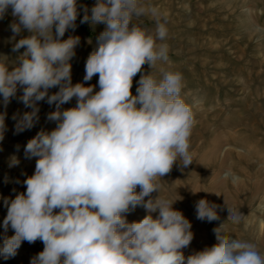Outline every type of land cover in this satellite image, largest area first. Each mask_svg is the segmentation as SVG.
I'll return each instance as SVG.
<instances>
[{
  "label": "clouds",
  "instance_id": "9594fccd",
  "mask_svg": "<svg viewBox=\"0 0 264 264\" xmlns=\"http://www.w3.org/2000/svg\"><path fill=\"white\" fill-rule=\"evenodd\" d=\"M9 7L19 21L10 25L13 33L23 28L32 35L13 47H26L19 66L9 71L0 62L3 104L22 88L20 99L31 111L17 121V132L35 126L38 102L45 99L55 105L47 119L58 123L51 132H38L24 149L26 158L38 159L34 174L24 181L26 192L4 199L3 227L15 234L5 235L0 256L15 257L23 241L40 240L43 251L30 264H264L253 243L230 238L223 224L213 229L215 245L185 256L183 249L194 237L190 221L160 194L145 201L160 193L159 178L177 161L185 168L193 162L195 120L181 95L182 73L162 68L159 78L152 72L141 75L137 94L131 91L143 65L153 69L158 61H168V45L158 43L167 37L165 23L157 19L154 33L130 26L148 11L140 0H97L90 15L85 6L81 23L106 25L85 65V82L99 76V91H94L71 81L69 60L79 38L59 39L75 27L77 0H0V18ZM151 12L158 15L155 8ZM54 87L59 90L49 94ZM73 97L76 106L62 110ZM4 119L0 113V140ZM18 162L13 156L9 166ZM137 206L148 214L130 223L125 214ZM217 207L199 200L197 219L218 220ZM228 212L227 219L239 222V214Z\"/></svg>",
  "mask_w": 264,
  "mask_h": 264
},
{
  "label": "rangeland",
  "instance_id": "374dc122",
  "mask_svg": "<svg viewBox=\"0 0 264 264\" xmlns=\"http://www.w3.org/2000/svg\"><path fill=\"white\" fill-rule=\"evenodd\" d=\"M96 2L97 0H77L78 16L75 27L68 28L59 39L63 41L69 37L79 38V43L74 48L75 54L69 60L72 84L82 83L85 87L93 86L94 91H99L98 74L90 81H84L85 65L90 53L98 47L97 37L105 30L106 25L92 24L91 21L81 23L85 15V6L90 15V10ZM140 2L148 11L145 15L134 18L130 26L136 23L154 33L157 19L165 23L167 37L158 43L168 45L169 59L167 62L158 61L153 69L148 63L143 65L142 72L133 78L132 94H137L136 88L141 75L152 72L153 76L159 78L162 68L182 73L184 86L181 95L191 106L195 120L190 142L196 134V138L193 139L195 143H190L189 149L193 158L192 164L185 168L177 161L168 174L159 178L160 193L154 191L150 197H145V201L160 194L173 201V209L182 212L189 221L201 222L195 212L196 204L199 200L205 199L218 206L216 211L219 219L212 221L216 228L223 224L222 229L230 238L238 239L239 236L241 240L250 239L264 255V249L260 248L257 238L252 239L245 233L237 235L225 230L227 225L241 223L250 228L255 224V227H258L262 225L260 222H264V152H262L264 143L261 145L255 139L256 137L263 139L264 136V111L259 110L264 107V0H140ZM153 8L157 9V16L152 15ZM18 22V18L12 15L11 7L0 18V62L4 63L9 71L21 64L20 58L26 51V47L13 51L15 43L32 35L23 28L19 34L13 33L10 25ZM53 36L55 38V27ZM58 90V87H54L49 90V94ZM22 95V88H18L16 96L6 107L0 95V113H5L3 139L0 140V247L3 245L5 235L11 237L15 234L10 226L7 232L3 227L7 215L4 199L11 200L17 194L25 193L24 181L35 172L38 158H26L24 149L38 132L41 130L51 132L58 123L47 119L48 114L55 111V105H49L45 99L38 102L39 120L35 126L17 132L15 127L17 121L25 112L31 111L20 99ZM76 103L77 100L73 97L61 106L62 110L75 107ZM253 119H257L258 122ZM236 121L239 124H236ZM247 122H250L248 123L251 124L250 127L246 125ZM258 124L263 131L257 127ZM252 127L256 129L251 132ZM242 132L245 133V138L248 137L245 141L248 145L250 141L249 147L245 148L247 145L243 142L245 138L240 137L243 135ZM216 142L218 147L215 145ZM13 156L19 162L10 167ZM140 190L139 186L135 189L137 193ZM179 197L184 202L193 200L190 204L194 202L192 211L195 210V213L186 211L187 205L181 202ZM227 207L232 209L234 214H239L240 223L227 219L229 216ZM147 214L144 207L137 206L125 216L131 223L142 220ZM152 215L156 218L158 212ZM261 234L259 231L256 236ZM215 237L211 239L216 240ZM43 248L44 244L40 240L34 243L23 241L17 255L7 260L0 256V264H30L31 258L43 251Z\"/></svg>",
  "mask_w": 264,
  "mask_h": 264
},
{
  "label": "bare ground",
  "instance_id": "6f19581e",
  "mask_svg": "<svg viewBox=\"0 0 264 264\" xmlns=\"http://www.w3.org/2000/svg\"><path fill=\"white\" fill-rule=\"evenodd\" d=\"M262 29V28H261ZM260 30V29H259ZM262 31V30H261ZM264 33V32H263ZM263 36V35H262ZM249 100H250V98H248ZM246 100V99H245ZM263 100V99H262ZM219 102V101H218ZM241 102V101H240ZM246 102H248V101H246ZM245 102V103H246ZM254 102V101H253ZM253 102H251L252 104H253ZM221 104H222V101L220 102ZM260 103V102H259ZM216 104V103H215ZM215 104H214V106H215ZM219 104V103H218ZM261 104V103H260ZM262 104H263V102H262ZM244 105V104H243ZM217 106V105H216ZM251 106V105H250ZM253 106V105H252ZM256 106H257V103H256ZM262 106V105H261ZM260 106V107H261ZM216 109H217V107H216ZM220 109V108H219ZM253 109V108H252ZM257 109H258V107H257ZM247 110V109H246ZM245 110V111H246ZM254 110V109H253ZM259 110H261L262 112L264 111V107H262V108H259ZM250 111V110H249ZM260 111V112H261ZM213 112V111H212ZM256 112V111H255ZM254 112V113H255ZM245 113V112H244ZM250 114L252 113V112H249ZM260 114V113H259ZM258 114V115H259ZM216 115V114H215ZM251 115H255V114H251ZM249 116V115H248ZM260 116V115H259ZM258 116V117H259ZM255 117V116H254ZM253 117V118H254ZM244 118V117H243ZM246 118V117H245ZM249 118V117H248ZM247 118V119H248ZM264 118V117H263ZM251 119V118H250ZM259 120L261 119V118H258ZM254 120H256L257 121V119H253V121ZM250 121V120H249ZM263 121H264V119H263ZM258 122V121H257ZM261 122V121H260ZM236 124L238 123L237 121L235 122ZM240 123H242V122H240ZM243 123H244V121H243ZM248 123H250V122H247L246 123V125L248 126L249 124ZM239 124V123H238ZM251 125V124H250ZM250 125H249V127H250ZM253 125V124H252ZM239 126V125H238ZM255 126V125H254ZM259 126H260V124H258L257 125V127L259 128ZM262 126V125H261ZM233 127H235V126H233ZM243 127H245L246 128V126H243ZM261 128V127H260ZM259 128V129H260ZM248 129V131H249V128H247ZM256 128H253L252 127V129L250 130L251 132L252 131H254ZM261 130V129H260ZM194 131V130H193ZM261 131H263V130H261ZM236 132V131H235ZM251 132H250V134H251ZM256 132V131H255ZM264 132V131H263ZM232 133V132H231ZM199 134H201V133H199ZM242 134H243V132H242ZM245 134V133H244ZM244 134L242 135V136H240V137H243L244 136ZM255 134V133H254ZM239 135V134H238ZM248 135V134H247ZM251 135H253V133L251 134ZM246 136V135H245ZM245 136L243 137V138H245ZM250 136V135H249ZM257 136V135H256ZM259 136V135H258ZM202 137H203V135H202ZM230 137V136H229ZM262 137V136H261ZM194 138H196V134H195V136H194ZM193 138V139H194ZM243 138H240L241 140H244ZM246 138H248V137H246ZM246 138H245V140L243 141V142H245L246 141ZM252 138L253 137H251V140H252ZM191 140V142L190 143H195V140ZM204 139V138H203ZM202 139V141H204ZM250 139V138H249ZM256 140H257V143H259V144H263L264 143V136H263V139H259L258 137H256L255 138ZM215 140V139H214ZM254 140V139H253ZM202 141H201V143H202ZM207 141V140H206ZM219 141V140H218ZM229 141H230V139H229ZM212 142V141H211ZM237 143L236 144H238L239 142H238V139H237V141H236ZM252 142V141H251ZM213 143V142H212ZM246 144H247V142H245ZM245 143H243V145H245ZM215 145H217V142H216V144ZM249 145H250V141H249ZM249 145L247 144V145H245V148H246V146H248L249 147ZM264 145V144H263ZM197 146V145H196ZM200 147H202V145H200ZM217 147H218V145H217ZM211 148V147H210ZM244 148V147H243ZM249 149V148H248ZM216 150V149H215ZM262 152H264V150L262 151ZM260 153V152H259ZM258 153V154H259ZM249 154H251V153H249ZM260 155H261V153H260ZM219 156H220V154H219ZM255 156H257V155H255ZM259 156V155H258ZM218 158H220V157H218ZM262 172H260V174H261ZM264 173V172H263ZM264 182V181H263ZM263 182H262V184H263ZM260 186V185H259ZM261 187V186H260ZM252 192H254V190L252 191ZM194 196V195H193ZM192 198V197H191ZM188 199V198H187ZM193 199H194V197H193ZM179 200L181 201V202H183L184 204H186L187 205V208H186V211H189L190 213L191 212H194V211H192V207H193V204H194V202L192 203V204H190V202L191 201H193V200H191L190 202L188 201H186V202H184V200L182 199V198H180L179 197ZM186 205H185V207H186ZM195 205V204H194ZM195 207V206H194ZM188 209V210H187ZM193 209H195V208H193ZM185 211V212H186ZM196 212V211H195ZM194 212V213H195ZM186 214V213H185ZM191 216H192V214H191ZM243 218V217H242ZM242 218H240V219H242ZM195 220V219H194ZM190 223H191V225H192V228H191V231L193 232V234H194V237H193V240L191 241V243H190V245L188 246V247H186V248H184L183 249V252H184V254H185V256H188V255H191V254H193L194 252H198V251H202L203 249H205L206 247H211V246H213V245H215L216 243H217V240H214V239H211V237H213V236H216L215 234H214V231H213V229L214 228H216V226H215V224L214 223H212V222H208L207 220L205 221H201V222H199V221H190ZM238 223V222H237ZM240 223V222H239ZM246 223V222H245ZM258 223L259 222H257V225H258ZM260 223H262V225H259L258 227L256 226L255 227V225H254V227H252V226H250V228L248 227V225L247 226H243L241 223L239 224V225H237V224H235V225H232V226H226L225 227V230L226 231H232V232H234L235 234H237V235H239V234H243V233H245L249 238H254V239H258L257 241H259V246H260V248L262 249H264V222H260ZM252 224V223H251ZM242 225V226H241ZM224 227V226H223ZM260 231V233H262L261 235H258V237L256 236V234H258V232ZM222 232L224 233L225 231L222 229ZM234 234V235H235ZM233 235V234H232ZM241 238L242 237H245V236H240ZM248 237H246V238H248ZM216 238V237H215ZM238 239H240L239 238V236L237 237ZM249 240V242H251L252 243V241L250 240V239H248ZM247 239H246V241H248ZM256 241V242H257ZM255 242V241H254ZM255 246H256V248L258 247L257 246V244H255ZM259 248V247H258ZM262 249V250H263ZM261 250V251H262ZM260 251V250H259ZM264 254V253H263Z\"/></svg>",
  "mask_w": 264,
  "mask_h": 264
}]
</instances>
